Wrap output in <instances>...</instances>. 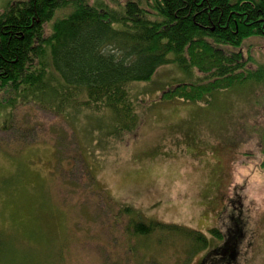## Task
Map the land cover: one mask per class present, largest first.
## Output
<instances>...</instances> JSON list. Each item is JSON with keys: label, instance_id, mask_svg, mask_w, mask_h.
Returning a JSON list of instances; mask_svg holds the SVG:
<instances>
[{"label": "rangeland", "instance_id": "obj_1", "mask_svg": "<svg viewBox=\"0 0 264 264\" xmlns=\"http://www.w3.org/2000/svg\"><path fill=\"white\" fill-rule=\"evenodd\" d=\"M9 1L17 0H0V13ZM222 45L264 73V35ZM188 75L167 63L133 82L141 126L122 140L110 110L54 108L0 90V264H203L236 232L238 202L241 240L218 264H264V80L202 99L162 97ZM136 219L196 229L209 244L188 251L183 231L139 234Z\"/></svg>", "mask_w": 264, "mask_h": 264}, {"label": "trees", "instance_id": "obj_2", "mask_svg": "<svg viewBox=\"0 0 264 264\" xmlns=\"http://www.w3.org/2000/svg\"><path fill=\"white\" fill-rule=\"evenodd\" d=\"M64 5L73 8L54 19ZM51 20L45 34L44 24ZM252 34L264 35V0H127L118 7L98 0L9 1L0 13V90L15 91L24 101L48 100L60 109L110 110L112 133L122 140L141 126L130 86L150 80L161 65L176 63L193 75L166 87L163 98L202 99L218 88L264 80L263 69L247 68L242 51L222 45H239ZM243 205L233 206L236 232L201 263L218 264L230 241H239ZM131 223L143 235L157 228L183 231L192 238L188 251L209 244L206 234L182 225ZM210 231L223 237L219 228Z\"/></svg>", "mask_w": 264, "mask_h": 264}]
</instances>
